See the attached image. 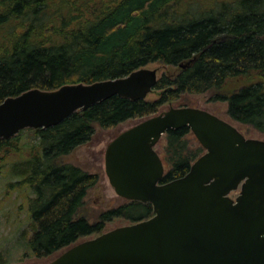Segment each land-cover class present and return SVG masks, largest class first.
Returning <instances> with one entry per match:
<instances>
[{"label": "trees", "instance_id": "obj_1", "mask_svg": "<svg viewBox=\"0 0 264 264\" xmlns=\"http://www.w3.org/2000/svg\"><path fill=\"white\" fill-rule=\"evenodd\" d=\"M178 1L0 0V102L33 88L115 79L154 62L178 67L159 77L156 98L115 95L57 125L0 138V179L9 173V186L27 196L29 223L19 239L31 255H58L107 231L112 220L155 214L150 202L125 200L94 221L80 215L99 174L63 158L90 141L96 125L140 122L184 93H209L227 102L233 120L264 133V0H217L220 9L201 12L185 10L191 3L181 12ZM165 137L162 182H169L206 149L189 126Z\"/></svg>", "mask_w": 264, "mask_h": 264}, {"label": "water", "instance_id": "obj_2", "mask_svg": "<svg viewBox=\"0 0 264 264\" xmlns=\"http://www.w3.org/2000/svg\"><path fill=\"white\" fill-rule=\"evenodd\" d=\"M158 80V69L141 67L115 79L7 97L0 102V138L57 125L115 95L145 99ZM184 126L206 151L187 174L162 182L166 167L156 146L168 130ZM105 170L119 196L150 202L155 214L81 240L49 264H264V139L247 137L209 110L172 106L116 136Z\"/></svg>", "mask_w": 264, "mask_h": 264}, {"label": "rangeland", "instance_id": "obj_3", "mask_svg": "<svg viewBox=\"0 0 264 264\" xmlns=\"http://www.w3.org/2000/svg\"><path fill=\"white\" fill-rule=\"evenodd\" d=\"M225 1L224 3H231V0H179V11H183L189 3L190 9L194 12H201L209 10L210 5L214 2ZM213 9H220L218 5H212ZM195 14V13H194ZM151 69H158L159 77L163 73L176 72L178 67L162 65L154 62L146 65ZM159 92L153 90L148 94V98H156ZM209 93H184L179 100L166 104L165 110L172 106L178 105L180 99L182 102L190 105L209 110L221 118L236 125L247 137L264 139V133L260 132L250 126L241 124L233 120L227 114V102L211 100ZM139 120L133 119L125 121L117 126L110 128H103L96 125V131L91 140L85 144L80 145L74 151L64 156L63 161L72 163L82 167L91 173L99 174L98 183L89 189L85 197V204L80 210V215H87L91 221H94L98 214L105 209L112 208L123 202L125 198L119 196L114 187L111 185L105 170V155L108 144L121 132L130 128ZM28 136L26 139H29ZM30 141V140H29ZM166 143L165 135L161 138L156 146V149L164 158V146ZM166 169H168L165 162ZM11 175L4 173L0 179V252L4 255L6 260L2 264H49L57 254L52 256H33L29 249L24 246V241H20L21 232L28 227V208L27 196L18 190H13L9 186V179ZM239 190L231 193L232 197H236ZM130 221L122 218H117L107 223L106 228L111 230L113 228L129 224Z\"/></svg>", "mask_w": 264, "mask_h": 264}]
</instances>
